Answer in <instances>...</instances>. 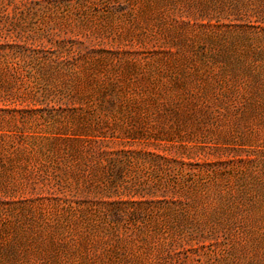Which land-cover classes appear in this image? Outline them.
<instances>
[{
    "label": "rangeland",
    "instance_id": "374dc122",
    "mask_svg": "<svg viewBox=\"0 0 264 264\" xmlns=\"http://www.w3.org/2000/svg\"><path fill=\"white\" fill-rule=\"evenodd\" d=\"M5 264H264V0H0Z\"/></svg>",
    "mask_w": 264,
    "mask_h": 264
},
{
    "label": "trees",
    "instance_id": "16d2710c",
    "mask_svg": "<svg viewBox=\"0 0 264 264\" xmlns=\"http://www.w3.org/2000/svg\"><path fill=\"white\" fill-rule=\"evenodd\" d=\"M0 264H5V263H4V259H3L2 256H1V253H0Z\"/></svg>",
    "mask_w": 264,
    "mask_h": 264
}]
</instances>
